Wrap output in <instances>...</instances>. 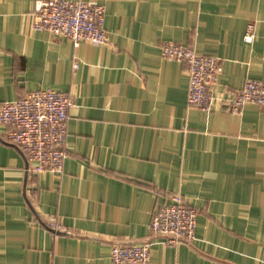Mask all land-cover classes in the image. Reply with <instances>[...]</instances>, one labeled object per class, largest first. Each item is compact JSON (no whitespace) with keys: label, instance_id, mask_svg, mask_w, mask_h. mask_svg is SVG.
Returning a JSON list of instances; mask_svg holds the SVG:
<instances>
[{"label":"crops","instance_id":"obj_1","mask_svg":"<svg viewBox=\"0 0 264 264\" xmlns=\"http://www.w3.org/2000/svg\"><path fill=\"white\" fill-rule=\"evenodd\" d=\"M34 1L0 0V102L52 88L73 104L62 172L29 171L0 123V264H114L116 241L149 243L147 264H264V107L219 101L264 82V0H94L107 40L78 45L33 29ZM165 41L219 59L211 110L187 104ZM177 192L195 238L165 244L148 225Z\"/></svg>","mask_w":264,"mask_h":264},{"label":"built area","instance_id":"obj_2","mask_svg":"<svg viewBox=\"0 0 264 264\" xmlns=\"http://www.w3.org/2000/svg\"><path fill=\"white\" fill-rule=\"evenodd\" d=\"M32 27L70 39L73 45L81 41L94 44L107 40L104 27L105 7L94 0H35L31 9ZM253 21H249L244 38L254 37ZM161 55L177 59L185 65L188 76L187 104L211 110V87L221 74L219 59L196 51L192 46L176 41H165ZM76 64V63H75ZM219 101L233 113L246 103L264 107V82L246 78L243 85ZM73 104L69 93L52 88H39L24 96L0 102V123L8 126L5 139L22 151L31 172L46 170L62 172L66 157L69 108ZM197 212L183 200L181 193H173L167 203L156 207L149 221L151 233L165 244L192 242L195 238ZM51 233L64 230L51 216L47 221ZM110 258L114 264H147L150 245L142 242H113Z\"/></svg>","mask_w":264,"mask_h":264}]
</instances>
